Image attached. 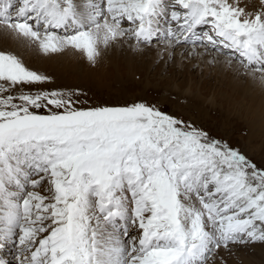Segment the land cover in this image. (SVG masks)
I'll use <instances>...</instances> for the list:
<instances>
[{"label": "snow or ice", "instance_id": "1", "mask_svg": "<svg viewBox=\"0 0 264 264\" xmlns=\"http://www.w3.org/2000/svg\"><path fill=\"white\" fill-rule=\"evenodd\" d=\"M10 45L92 66L127 47L264 90V0H0V264H242L264 245V161L164 102L44 88Z\"/></svg>", "mask_w": 264, "mask_h": 264}, {"label": "rangeland", "instance_id": "2", "mask_svg": "<svg viewBox=\"0 0 264 264\" xmlns=\"http://www.w3.org/2000/svg\"><path fill=\"white\" fill-rule=\"evenodd\" d=\"M19 55L22 56L30 68L54 78L52 83L43 85L44 88L83 90L92 99L107 103H123L133 100H143L157 104L164 102V110L169 114L183 117L185 120H192L199 127L208 131L210 135L225 139L232 146L239 147L246 155L250 152L249 157L257 163L264 161V138L256 142H249L252 130L248 128V124L253 119L245 110L248 103L247 99L243 100L240 97H235L226 86H218L213 81H208L210 91L205 94L201 79L194 70L192 75L189 73L184 78L188 83L186 88H191L193 93L202 94V97H213L216 103L215 107H212V104L206 103L205 105L204 102L192 97L181 96L177 93H164L165 86L171 83L178 84L182 80L167 79L169 82L165 81V76L168 78L172 76L170 71L159 74L156 68L152 72H148L144 68L137 67L134 68V75L130 76L125 71L126 69L116 71V69L110 67L108 71L102 72L101 68L90 65L86 59L78 55L79 60L81 57L85 60V63L74 66V68L61 64L60 68L54 70L52 67L55 64L52 63L51 65L48 60H37L34 58V54L30 55V59L22 54ZM39 55L38 57L43 56ZM170 97H175V99ZM180 100H186L187 102L180 103ZM242 249L246 250L245 258L247 260L245 262L243 258L239 257L242 264H264V254L259 252V250L264 249L262 244L257 243L249 250L248 248H241L238 250V256L239 251ZM229 264H236V261L230 259Z\"/></svg>", "mask_w": 264, "mask_h": 264}, {"label": "bare ground", "instance_id": "3", "mask_svg": "<svg viewBox=\"0 0 264 264\" xmlns=\"http://www.w3.org/2000/svg\"><path fill=\"white\" fill-rule=\"evenodd\" d=\"M10 48L11 50H14L19 54H22L23 56L29 59H30V55L34 54V58L37 60L40 59H45V61L48 60L50 61L48 63H50L51 65L52 63L55 64L52 67L54 68V70L60 68L63 64H65L68 67L74 68V66L85 63L84 59L80 57L79 60V57L72 53H67L56 57H45V56L38 57L40 56L38 53L35 52L31 53L23 49H17L14 45H10ZM96 67L101 68L102 72L108 71L110 67H113L114 69H116V71L118 70L124 71L126 69L125 71L128 72L130 76L134 75V68L137 67L144 68L148 72L149 71L152 72V70L156 68L159 74L165 71H170L172 76L170 78L165 76L166 78L165 81L169 82L170 79L177 81L180 79L182 80L178 84L171 83L165 86V88L163 89L164 93H177L181 96L192 97L195 98L196 100L204 102L205 105L207 103L210 105L212 104V107H215L216 103L213 97H207V98L205 96L202 97V94H199L195 91H194L195 93H193L191 88L189 87L186 88V85L188 83L187 80H185L184 78L188 76L189 73L192 75L193 73L192 71L194 70L196 75L201 79L202 87H203L202 89L204 90L205 94H207L210 91V88L208 87V81H213V83H217L218 86L220 85L226 86L235 97H240L243 100L247 99L248 103L245 110L247 114L251 116L253 119V121L252 122L250 121V123L248 124V128L252 130L249 142L250 143L256 142L257 140L264 138V90H261L259 86L254 85L250 80L237 78L230 73H225L221 71L219 67L208 68L203 65H201L200 67H193L192 64H188L184 66L176 63L168 67H165L162 63L161 64L154 63L152 54L150 53L139 54L131 51L127 47H125L124 49L113 48L108 50L107 52H105V54L103 55L100 62L96 65ZM250 155L251 153L248 152V156ZM251 247H248V250ZM254 248H259V247H254ZM259 252L264 254V249L259 250ZM245 254H246L245 249L239 251V257L243 258L245 262H247L245 258ZM0 255L4 256L9 261L12 260V253L9 247L7 246L4 249H0Z\"/></svg>", "mask_w": 264, "mask_h": 264}]
</instances>
